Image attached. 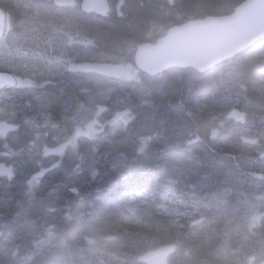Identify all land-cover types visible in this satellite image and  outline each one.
<instances>
[{"label":"trees","instance_id":"trees-1","mask_svg":"<svg viewBox=\"0 0 264 264\" xmlns=\"http://www.w3.org/2000/svg\"><path fill=\"white\" fill-rule=\"evenodd\" d=\"M244 1L123 0V15H113L110 21H115V25L107 28L117 34L114 37L108 32L109 46L112 53L128 48L124 53L128 56L132 47L154 42L173 25L199 15H229ZM152 30L154 34H150ZM100 49L99 43L93 46L96 61L106 55ZM120 60L117 56V61ZM143 77L140 82L129 84L130 92L125 91L128 98L122 99L121 93L109 106L138 110L132 127L143 133L147 146L140 148L130 143L131 129L108 131L97 146L80 139L75 149L62 159L65 171L56 180L59 186H42L45 189L37 196L25 193L22 187L12 188L9 195L22 202L10 204V199L0 204V212L5 210L11 218L0 235V264H57L61 252L72 251L76 245L80 259L74 262L132 264L128 256L134 258L171 243L179 247L173 257L177 264L240 262L239 255L222 251L233 241L224 235L223 221L243 228L234 207L249 203L264 189L263 184L248 176L258 162V155L244 151L241 140L245 129L264 135V121L260 119L264 111V41L204 74L174 70L160 77ZM173 86L177 95L165 91L163 97L161 88L171 91ZM81 89L88 93L90 105L84 103L85 97L81 98L76 90L52 92L55 95L48 99L21 96L0 106V118L3 114L21 112L24 120L32 119L39 127H21L15 139L22 135L24 140L40 147L58 142L63 133H70L74 119L93 109L97 112L109 100V93L94 97L107 89L100 83L99 87L83 84ZM143 99H148L149 104L139 105ZM66 104L67 109H63ZM230 111H241L244 122L222 123L220 119L226 118ZM144 115L150 120H145ZM170 160L174 161L167 166ZM27 162L29 166H38L36 160ZM223 189H228L223 197V213L214 221L213 212L196 201L210 202ZM2 190L0 185V193ZM164 197L184 202L188 215L158 209L155 203ZM129 207L140 220L123 219L130 212ZM39 209L45 212L24 226L22 212L31 214ZM19 226L27 231L19 233ZM90 235L114 240L121 237L111 248L118 256L94 254L83 260L80 251L83 254L92 251L86 243Z\"/></svg>","mask_w":264,"mask_h":264},{"label":"water","instance_id":"water-1","mask_svg":"<svg viewBox=\"0 0 264 264\" xmlns=\"http://www.w3.org/2000/svg\"><path fill=\"white\" fill-rule=\"evenodd\" d=\"M104 3L105 0H92L93 11L103 12ZM83 9L92 11L87 0ZM263 39L264 0H247L229 16L190 21L171 28L157 45H145L138 58L142 59L143 64L154 66V73L173 68L205 73ZM88 68L110 77H115L120 71L101 65ZM174 251V246L163 247L156 253L140 258L139 262L154 264L153 258L158 257L161 264H167Z\"/></svg>","mask_w":264,"mask_h":264},{"label":"rangeland","instance_id":"rangeland-1","mask_svg":"<svg viewBox=\"0 0 264 264\" xmlns=\"http://www.w3.org/2000/svg\"><path fill=\"white\" fill-rule=\"evenodd\" d=\"M170 1H172V0H170ZM161 4H162V3H161ZM108 27H109V24L104 23V28L107 29ZM108 32L111 33V31H107V30H106L105 32L101 33V34H100V37H99V44H100V47H101V49H104V50H107V49L110 48L109 43H111V39H110V35H109ZM103 34H105V35H103ZM111 34H113L114 37L117 36V34H116L115 32H112ZM108 46H109V47H108ZM100 51H101V50H100ZM101 53L106 54L107 56H109V57H111V58H116V57H117V56H115V55L107 54V53L104 52V51H101ZM130 77H132V76H130ZM230 85H231V84H230ZM231 86L234 87L233 85H231ZM160 88H161V87H160ZM162 89H163V90H162ZM171 89H172L171 91H168L166 88H161V92H162V94H163V97L166 96L165 91H166V92H171L172 95H177V92H178V91L175 89V87L173 86ZM76 91H77V92H81L80 87H77V88H76ZM66 92H69V90H66ZM108 93H109V90L106 89L105 92H101V93H99V94H95L94 97H102V96H106ZM124 98H128V95H127L125 92H122V99H124ZM67 100H68V99H67ZM69 100L73 101L74 99H69ZM67 107H68V104H66L65 107H63V109H64V108L67 109ZM44 108H45V107H43V109H44ZM70 108H71V106H70L68 109H70ZM144 116H145V115H144ZM152 118H153V117H152ZM162 118H163L164 121L167 120V117H162ZM144 119H145V120H150L149 118H146V116H145ZM152 121H154V119H153ZM92 130H93V125H90V126L87 128V133L91 134V133H92ZM173 161H174V160H170V161L166 162V165H167V166L171 165V164L173 163ZM167 202L172 203V205L170 206V208H167V206H165L166 209H168V210H172V211H176L177 209H181V207L176 206V205L179 204V203H173V202H174L173 200H168ZM10 204H13V201H12V200H10ZM7 206H8V204H7ZM90 208H91V207H90ZM90 208H89V210H90ZM7 211H8V208H7ZM130 211H131L130 214L127 215L128 218L131 219L132 217H136V216H135V212H133L132 209H130ZM252 211H255V210H252ZM43 212H45L44 209H42L41 211H40V209H39V210L36 211L35 213H31V214H26L25 211H23V212H22V218H21V220L24 222V226L27 225L28 221L31 222V223H33L32 220L37 219L39 213H43ZM8 215H9V212H8ZM9 216H10V215H9ZM251 216H252L253 219H257V214H256V212H255L254 214H252ZM25 218H27V222L24 221ZM10 219H11V218H10ZM17 221H20V219H18ZM87 226H88V225H87ZM88 227H89V226H88ZM17 230L19 231V233H25V232L27 231V229H25V228H23V227H21V226L17 227ZM72 234H73V233L68 234L70 238H71ZM15 237H16V236L14 235L13 238H15ZM66 237H67V236H66ZM67 239H68V238H67ZM77 250H78V249H77V245H76L75 249H73L72 251H71V250H67V251L64 252V250H63V251L61 252V254H60V257H59V259H58L57 264H62V263H68V264H84L83 262H80V263L74 262L75 259H78V260L80 259V256H79V254L77 253ZM45 258H46V257H43V260H46ZM73 260H74V261H73Z\"/></svg>","mask_w":264,"mask_h":264},{"label":"flooded vegetation","instance_id":"flooded-vegetation-1","mask_svg":"<svg viewBox=\"0 0 264 264\" xmlns=\"http://www.w3.org/2000/svg\"><path fill=\"white\" fill-rule=\"evenodd\" d=\"M42 3L44 6L51 7L54 9V15H64L66 12V9H69V15L71 12H78L82 13L81 11V4L82 0H42ZM90 22L88 24L86 23V26L84 28V31L79 35L84 36V40L86 44H91L93 40V19L91 15H86ZM50 20V19H49ZM57 20V19H56ZM68 23V21H66ZM64 29H66V26H64L63 29H55L53 31H49L44 36V44L45 45H57L59 41L63 40V33Z\"/></svg>","mask_w":264,"mask_h":264},{"label":"bare ground","instance_id":"bare-ground-1","mask_svg":"<svg viewBox=\"0 0 264 264\" xmlns=\"http://www.w3.org/2000/svg\"><path fill=\"white\" fill-rule=\"evenodd\" d=\"M131 4H133V3H131ZM161 6H163V4H161ZM131 10H132V8H131ZM135 23V22H134ZM95 28H93L92 29V31H93V33H97V34H101V33H103V32H105L106 31V29H102V28H97L98 30H100V31H98L97 29V31L96 30H94ZM105 30V31H104ZM99 32V33H98ZM103 35H105V34H103ZM111 45V44H110ZM109 47V46H108ZM114 49L116 48L115 47V45H114V47H113ZM120 49V48H119ZM101 51H104V52H106L107 54H109V53H112L113 52V50H112V48L110 47L109 49H108V52L106 51V50H104V49H100ZM118 50V49H117ZM109 57V56H108ZM110 58V62H113V63H116L117 62V57L116 58H111V57H109ZM106 98H108V97H106ZM146 104H149V101H148V99L146 100V99H143V100H141V104H139V105H146ZM264 115V111L263 112H261V120H263L264 121V118L262 117Z\"/></svg>","mask_w":264,"mask_h":264}]
</instances>
